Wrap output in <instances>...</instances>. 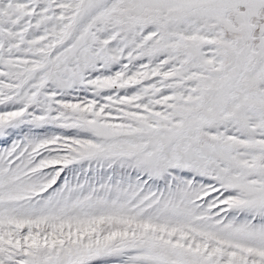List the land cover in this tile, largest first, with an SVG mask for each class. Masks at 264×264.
I'll return each mask as SVG.
<instances>
[{"label": "snow or ice", "instance_id": "snow-or-ice-1", "mask_svg": "<svg viewBox=\"0 0 264 264\" xmlns=\"http://www.w3.org/2000/svg\"><path fill=\"white\" fill-rule=\"evenodd\" d=\"M0 264H264V0H0Z\"/></svg>", "mask_w": 264, "mask_h": 264}]
</instances>
